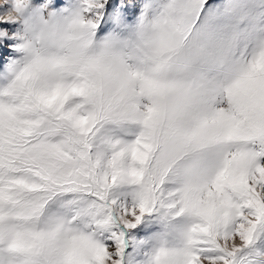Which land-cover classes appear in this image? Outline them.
<instances>
[{"label":"snow or ice","instance_id":"obj_1","mask_svg":"<svg viewBox=\"0 0 264 264\" xmlns=\"http://www.w3.org/2000/svg\"><path fill=\"white\" fill-rule=\"evenodd\" d=\"M0 264H264V0H0Z\"/></svg>","mask_w":264,"mask_h":264}]
</instances>
